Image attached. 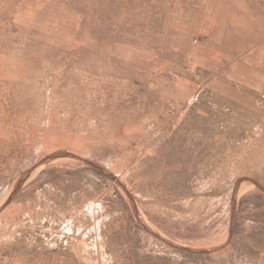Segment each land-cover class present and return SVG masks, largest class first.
Listing matches in <instances>:
<instances>
[{
  "label": "rangeland",
  "instance_id": "374dc122",
  "mask_svg": "<svg viewBox=\"0 0 264 264\" xmlns=\"http://www.w3.org/2000/svg\"><path fill=\"white\" fill-rule=\"evenodd\" d=\"M0 264H264V0H0Z\"/></svg>",
  "mask_w": 264,
  "mask_h": 264
}]
</instances>
